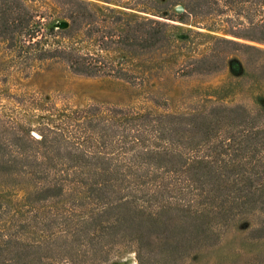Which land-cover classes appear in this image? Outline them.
<instances>
[{
  "label": "trees",
  "instance_id": "trees-1",
  "mask_svg": "<svg viewBox=\"0 0 264 264\" xmlns=\"http://www.w3.org/2000/svg\"><path fill=\"white\" fill-rule=\"evenodd\" d=\"M222 1L246 18L231 28L233 36L264 41V0ZM64 2L68 23L58 32L74 42L76 33L87 36L93 29L96 14L84 0ZM219 2L183 0L179 18L216 13ZM40 16L23 0H0V39L19 51L37 52L38 58L59 57L76 74L109 73L107 60L72 44L47 49L49 32ZM165 25L151 18L126 22L145 41L159 40ZM221 41L253 49L264 59L254 46ZM30 130L0 112V177L32 181L26 203L14 211L19 220L0 230V264H60L63 259L74 264V248L87 254L120 244L134 245L138 264H167L186 248L213 244L216 226L250 214L259 217L251 235L264 237V102L190 114L89 105L55 112L51 122L36 128L37 138ZM74 190L79 198L69 201L66 213L57 210L53 218H41L45 201ZM5 212L0 208V215ZM35 220L43 240H21Z\"/></svg>",
  "mask_w": 264,
  "mask_h": 264
},
{
  "label": "rangeland",
  "instance_id": "rangeland-1",
  "mask_svg": "<svg viewBox=\"0 0 264 264\" xmlns=\"http://www.w3.org/2000/svg\"><path fill=\"white\" fill-rule=\"evenodd\" d=\"M23 1L41 15L42 26L49 32L44 43L47 49L72 44L80 52L101 56L110 64L108 74L80 75L59 57L38 58L37 52L19 51L0 39V112L27 126L36 138V128L41 122H51L55 112L89 105L190 114L217 105L257 107L264 102L262 55L221 40H236L263 53L264 41L233 36L231 28L246 18L234 14L222 0L215 7L216 13L180 18L185 11L183 0H84L95 11L96 23L89 26L93 29L87 36L76 33L74 42L58 32L68 23L63 14L64 0ZM149 18L166 23L159 30V40L145 41L141 31L126 26V22ZM116 68L121 70L118 75ZM31 183L0 177V208L6 210L0 215L1 231L14 219L19 220L13 214L26 203ZM76 198L79 194L74 190L45 201L41 218L47 221L57 210L66 213L69 201ZM258 222V215L250 214L235 218L227 226H216L213 244L186 248L187 253L167 264H264V237H253L249 231ZM40 228L33 221L21 232V240H43ZM84 253L80 247L73 249L74 264H138L132 244ZM61 263L66 264L65 259Z\"/></svg>",
  "mask_w": 264,
  "mask_h": 264
}]
</instances>
